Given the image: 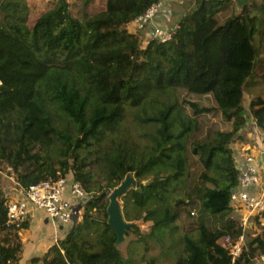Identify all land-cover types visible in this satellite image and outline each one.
Listing matches in <instances>:
<instances>
[{"label": "trees", "instance_id": "16d2710c", "mask_svg": "<svg viewBox=\"0 0 264 264\" xmlns=\"http://www.w3.org/2000/svg\"><path fill=\"white\" fill-rule=\"evenodd\" d=\"M91 1L81 0L73 15L68 0H57L29 26L24 0H0V264L19 263L21 233L30 225L7 224L4 170L19 188L71 174L89 195L43 264H132L107 211L111 191L128 175L138 185L123 196L125 219L153 224L143 234L131 222L125 238L134 232L140 242L152 239L160 260L174 264H258L264 224L236 260L219 241L243 233L230 216L238 183L233 146L245 140L248 120L264 131V95L251 101L250 119L241 96L224 114L232 129L200 140L196 117L220 109L186 102L183 93L209 96L224 72H255L264 5L239 3L241 11L221 23L217 15L231 0H195L174 25L173 39L145 44L129 27L158 0H106L95 13L87 11ZM261 78L264 83V71ZM188 149L203 166L190 193L184 189ZM195 198L202 212L224 216L222 228L202 222L178 233L182 207Z\"/></svg>", "mask_w": 264, "mask_h": 264}, {"label": "rangeland", "instance_id": "374dc122", "mask_svg": "<svg viewBox=\"0 0 264 264\" xmlns=\"http://www.w3.org/2000/svg\"><path fill=\"white\" fill-rule=\"evenodd\" d=\"M81 0H68L70 4V11L73 15H77L78 8L76 5L79 3L81 5ZM248 1V0H247ZM256 1L264 5V0H249ZM27 8L29 10L28 17V25L31 26L35 23V21L40 17L42 13L53 8L57 3V0H24ZM172 2L178 3L180 6L184 7V13L189 11L192 7H194L195 0H174ZM239 0H231L227 2V4L223 7L220 13H218L217 17L221 23L225 22L226 19L230 18L232 15L239 13L241 10L238 7ZM106 8V0H92L87 7V11L90 13L99 12ZM183 13V14H184ZM129 27L130 31L135 32L136 29L134 26ZM145 33V32H144ZM144 36L145 44L151 40L146 34ZM257 43L261 48L260 58L257 64V68L254 73H236V72H224L222 77V82L219 88H217L212 94L209 96H197L189 93H183V99L187 101H195L199 102L208 107L219 108L220 111H215L211 113H202L196 117L199 122V128L195 133V138L204 140L207 137H210L214 131L216 130H230L232 129V122L225 119V112L231 108L234 104L239 102L241 96H243L241 104L245 108V115L247 118L250 117L249 107L251 101L260 95H264V83L261 78V74L264 71V26L262 27V32L257 36ZM187 105V103H186ZM188 111L190 112V108ZM250 119V118H249ZM246 134L245 140L243 144L236 145L234 144L236 152V158L239 157L240 151L237 148L247 147V144L251 148L257 147V151L261 150V146L264 138V131L254 123L252 120H248L246 125ZM238 143V142H237ZM247 145V146H246ZM244 146V147H243ZM189 156V170L187 175V182L184 185V189L186 192H192L195 186L200 184V175L203 172V166L199 161V157L192 154L191 150L188 149ZM10 170V168L8 169ZM1 184L4 191L8 195V201L15 197L21 188L16 185V179L12 175H8L7 170L2 171ZM149 180H144L143 183L147 184ZM137 186V183L135 187ZM112 192V191H111ZM110 202V200H109ZM121 205L123 207L124 212V201L123 197L120 199ZM202 201L200 198H195L194 203L189 205H185L182 208L181 215L179 220L177 221L179 227L178 233H183L186 230H193L197 226H199L202 222L205 223L209 228L212 229H220L223 226V221L225 220L223 215H213L208 212L201 211ZM82 214V213H81ZM245 212L240 216H244ZM231 218L237 220L241 225V218L237 216V213L232 210L230 212ZM258 219V220H257ZM56 220V219H55ZM58 221V220H56ZM136 224L140 232L143 234H148L151 232L152 220H135L131 221ZM264 224V215H252L250 216L247 229L245 230V240L244 245L246 243L247 237L250 234H257L261 231L262 226ZM73 225L67 226L68 228ZM70 229V230H71ZM141 234H137L131 232L129 237L121 240L119 242V248L124 253V255L131 260L132 264H174L171 259H167L168 261H161L160 254L162 253V249L159 245H157L152 239H148L147 242H140L138 238ZM23 241V240H22ZM58 241L57 243H59ZM148 247V249H146ZM50 250V249H49ZM46 256V255H45ZM40 257L38 264H43L44 258ZM37 260V258L33 259ZM32 262L30 261L29 264ZM18 264V263H13ZM28 264V263H27ZM258 264H264V260L262 258L259 259Z\"/></svg>", "mask_w": 264, "mask_h": 264}, {"label": "built area", "instance_id": "2783aa9c", "mask_svg": "<svg viewBox=\"0 0 264 264\" xmlns=\"http://www.w3.org/2000/svg\"><path fill=\"white\" fill-rule=\"evenodd\" d=\"M172 1L174 0H158L138 16L132 23L136 28L135 33L145 32L149 39H173L177 26L169 27L157 22L161 16H168ZM260 155L261 152L248 147L240 151L237 158L238 183L232 192L231 207L241 218L243 233L238 238L227 235L219 241L234 260L243 252L245 230L250 216L264 215V158ZM88 200L89 195L71 174L43 179L21 188L15 197L8 201L7 224L20 227L29 221L34 213L42 211L48 217L71 226L76 222V215L80 217ZM243 212L245 215L240 216ZM261 258L264 260V256Z\"/></svg>", "mask_w": 264, "mask_h": 264}, {"label": "crops", "instance_id": "0c3cea01", "mask_svg": "<svg viewBox=\"0 0 264 264\" xmlns=\"http://www.w3.org/2000/svg\"><path fill=\"white\" fill-rule=\"evenodd\" d=\"M170 6L168 16H161L157 22L164 23L165 25L172 27L180 21L185 13L184 7L180 6L176 2H171ZM143 35H145V33H143L142 36ZM235 144L245 145L243 141ZM247 145V147L243 146L244 148H237V150L244 151L251 146L250 144ZM254 149L256 151L258 150L257 147H254ZM258 152H261L260 156L264 158V138L261 150ZM29 224V227L21 233L24 244V252L18 264H29L30 261L32 262L31 264H38L40 261H33V259H40V257L45 256L54 244L67 237V234L71 229V227H67L69 225L48 217L46 213L42 211L34 213L29 220Z\"/></svg>", "mask_w": 264, "mask_h": 264}, {"label": "water", "instance_id": "95a60500", "mask_svg": "<svg viewBox=\"0 0 264 264\" xmlns=\"http://www.w3.org/2000/svg\"><path fill=\"white\" fill-rule=\"evenodd\" d=\"M246 1L247 0H239V3L243 4ZM136 183H137V179L132 175H128L126 179L118 187H116L109 195L110 202L107 209L109 214V224L113 227V229L115 230L118 236V243L121 240L125 239V234L132 225L131 222H128L124 217L123 207L121 205L120 199L123 196H125L130 189L136 188L137 187V186L135 187ZM147 184H149V182H147ZM80 208H78V210ZM78 219L79 218L77 214L76 222L78 221Z\"/></svg>", "mask_w": 264, "mask_h": 264}]
</instances>
